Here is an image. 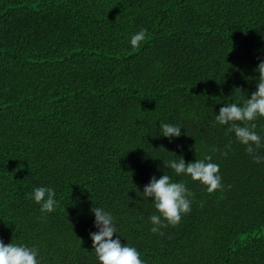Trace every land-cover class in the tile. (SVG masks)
Masks as SVG:
<instances>
[{
	"label": "trees",
	"instance_id": "16d2710c",
	"mask_svg": "<svg viewBox=\"0 0 264 264\" xmlns=\"http://www.w3.org/2000/svg\"><path fill=\"white\" fill-rule=\"evenodd\" d=\"M261 62L264 0H0V240L36 248L38 264H99V207L144 264H264V159L215 123L256 91ZM252 123L264 158V118ZM206 155L212 194L165 166ZM164 174L193 195L161 235L142 193ZM41 186L51 213L27 198Z\"/></svg>",
	"mask_w": 264,
	"mask_h": 264
},
{
	"label": "clouds",
	"instance_id": "9594fccd",
	"mask_svg": "<svg viewBox=\"0 0 264 264\" xmlns=\"http://www.w3.org/2000/svg\"><path fill=\"white\" fill-rule=\"evenodd\" d=\"M145 40L146 32L141 30L131 37L130 43L133 49H137ZM256 72H258L256 91L251 94L250 98L247 97L242 106L231 103L221 107L219 114L215 115V123L221 126L227 125V131L235 134L236 140L245 146L246 152L253 157L254 162L260 163L264 159L257 154L261 147V136L255 132L256 125L252 122L258 118H264V62L259 63ZM160 127L162 136L165 138L181 136L179 126L162 123ZM213 151H218V149H213ZM223 155H227V152ZM211 161L212 157L206 155L204 159L186 164L184 159L179 157V160L165 162V166L172 169L176 176H188L192 181L199 182L209 194H212L222 189V184L221 176L218 174L219 166ZM142 194L146 198L154 199V207L158 213L150 217L153 225L152 233L163 235L161 228L177 226L182 215L191 211L189 197L193 194L188 191L184 182H173L167 174L159 179L153 176L150 183L144 187ZM54 197L55 192L52 188L41 186L35 188L27 198L33 199L41 206V213H51L55 211L57 204ZM91 211L94 214L95 228L98 231L91 233L90 238L99 264H144L136 248L122 245L119 238L113 239L117 229L112 215L99 207L92 208ZM37 255L36 248L14 243L5 245L0 240V264H38Z\"/></svg>",
	"mask_w": 264,
	"mask_h": 264
}]
</instances>
